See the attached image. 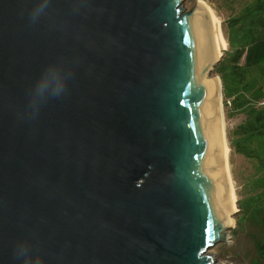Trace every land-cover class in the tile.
Here are the masks:
<instances>
[{
	"label": "water",
	"instance_id": "water-1",
	"mask_svg": "<svg viewBox=\"0 0 264 264\" xmlns=\"http://www.w3.org/2000/svg\"><path fill=\"white\" fill-rule=\"evenodd\" d=\"M184 2L0 0V264H217L227 49Z\"/></svg>",
	"mask_w": 264,
	"mask_h": 264
},
{
	"label": "trees",
	"instance_id": "trees-1",
	"mask_svg": "<svg viewBox=\"0 0 264 264\" xmlns=\"http://www.w3.org/2000/svg\"><path fill=\"white\" fill-rule=\"evenodd\" d=\"M238 4V12L226 21L229 50L216 69L223 84L228 119L243 116L230 132V143L236 154L243 156L253 173L245 184L238 203V226L254 219H264V84L252 71L264 76V0H227ZM260 252L264 259V239Z\"/></svg>",
	"mask_w": 264,
	"mask_h": 264
},
{
	"label": "rangeland",
	"instance_id": "rangeland-1",
	"mask_svg": "<svg viewBox=\"0 0 264 264\" xmlns=\"http://www.w3.org/2000/svg\"><path fill=\"white\" fill-rule=\"evenodd\" d=\"M205 2L214 12L216 17L219 19L220 27L222 29L224 38L226 39V21L238 12V4L232 5L227 0H185L183 4L184 12H189L197 2ZM229 50V45L227 42V50ZM254 76L259 79L260 83L264 84V76L260 73V69L256 68L252 71ZM220 77L216 71L213 73L212 77ZM223 111L225 118V132L227 142L230 148L229 153V164L230 172L233 180V186L236 195V201L243 198L245 192V184L249 180V176L253 173L251 163L245 159L243 156L238 155L233 150L230 143V132L233 128L242 122L243 116H236L233 119H228V107H226L225 98L223 96ZM236 209L234 213L235 216L231 217L232 227L226 232L229 238L227 241L219 242L211 249L207 255H213L217 259V264H264V259L259 250L260 242L264 239V219L258 218L250 220L246 225L240 226L238 234L232 235L234 229L238 226V203H235Z\"/></svg>",
	"mask_w": 264,
	"mask_h": 264
},
{
	"label": "bare ground",
	"instance_id": "bare-ground-1",
	"mask_svg": "<svg viewBox=\"0 0 264 264\" xmlns=\"http://www.w3.org/2000/svg\"><path fill=\"white\" fill-rule=\"evenodd\" d=\"M199 3L203 4L211 18L213 19L214 22L219 23V19L216 17V15L214 14V12L212 11V9L203 1H200ZM217 37H218V45L221 49L220 53H223V51L225 49H227V42L224 38L222 29L220 27V24L218 26L217 29ZM217 77V90H218V107H219V119H220V128H221V133H222V139H223V145L225 147V151H224V155H223V164H224V172H225V177H226V181H227V185H228V190H229V194H230V199H231V207H232V213L229 217V221H228V225H231L233 220L231 217H233L232 215L234 214L235 211V203H237L236 201V195H235V190H234V186H233V180H232V176H231V172H230V162H229V153H230V148L227 142V138H226V132H225V118H224V111H223V98H222V91H221V80L218 76Z\"/></svg>",
	"mask_w": 264,
	"mask_h": 264
},
{
	"label": "clouds",
	"instance_id": "clouds-1",
	"mask_svg": "<svg viewBox=\"0 0 264 264\" xmlns=\"http://www.w3.org/2000/svg\"><path fill=\"white\" fill-rule=\"evenodd\" d=\"M49 2H50V0H45V3L43 4V6L39 10H34L31 13L30 18H31L32 22L35 23L38 20L39 15L41 13H43L44 10L48 7ZM66 91H67V80H65L59 84L54 85V91H53L51 97L58 98L59 96L63 95ZM25 264H28V262L25 261Z\"/></svg>",
	"mask_w": 264,
	"mask_h": 264
},
{
	"label": "built area",
	"instance_id": "built-area-1",
	"mask_svg": "<svg viewBox=\"0 0 264 264\" xmlns=\"http://www.w3.org/2000/svg\"><path fill=\"white\" fill-rule=\"evenodd\" d=\"M263 105H264V103H263Z\"/></svg>",
	"mask_w": 264,
	"mask_h": 264
}]
</instances>
